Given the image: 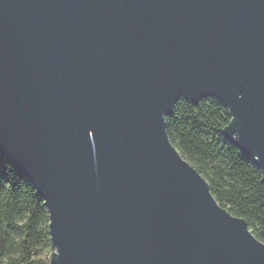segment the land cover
I'll return each instance as SVG.
<instances>
[{
  "label": "water",
  "instance_id": "95a60500",
  "mask_svg": "<svg viewBox=\"0 0 264 264\" xmlns=\"http://www.w3.org/2000/svg\"><path fill=\"white\" fill-rule=\"evenodd\" d=\"M204 96L264 181V0H0V154L44 199L48 264H264L168 137Z\"/></svg>",
  "mask_w": 264,
  "mask_h": 264
},
{
  "label": "trees",
  "instance_id": "16d2710c",
  "mask_svg": "<svg viewBox=\"0 0 264 264\" xmlns=\"http://www.w3.org/2000/svg\"><path fill=\"white\" fill-rule=\"evenodd\" d=\"M228 108L215 96L179 99L166 115L171 143L208 181L218 203L264 242V181L257 164L222 129ZM49 214L26 175L0 154V264H48Z\"/></svg>",
  "mask_w": 264,
  "mask_h": 264
},
{
  "label": "rangeland",
  "instance_id": "374dc122",
  "mask_svg": "<svg viewBox=\"0 0 264 264\" xmlns=\"http://www.w3.org/2000/svg\"><path fill=\"white\" fill-rule=\"evenodd\" d=\"M50 254H51V250H50V251H45V254H44V255H45V256H46V255L50 256Z\"/></svg>",
  "mask_w": 264,
  "mask_h": 264
}]
</instances>
